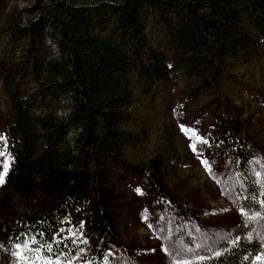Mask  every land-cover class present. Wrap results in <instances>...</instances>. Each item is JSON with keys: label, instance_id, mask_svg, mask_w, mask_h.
I'll use <instances>...</instances> for the list:
<instances>
[{"label": "trees", "instance_id": "trees-1", "mask_svg": "<svg viewBox=\"0 0 264 264\" xmlns=\"http://www.w3.org/2000/svg\"><path fill=\"white\" fill-rule=\"evenodd\" d=\"M23 12L5 29L17 54L0 65L8 101L0 171L8 155L12 193L0 199V264H20L17 252L25 264H75L81 249L89 264H104L120 245L131 185L169 201L165 177L177 149L167 141L166 158H138L152 131L138 111H150L157 84L173 77L193 102L215 101L241 206L262 202L264 214L247 167L255 145L221 94L232 71L264 54V0H34ZM259 255L264 243L238 236L189 264H264Z\"/></svg>", "mask_w": 264, "mask_h": 264}, {"label": "rangeland", "instance_id": "rangeland-1", "mask_svg": "<svg viewBox=\"0 0 264 264\" xmlns=\"http://www.w3.org/2000/svg\"><path fill=\"white\" fill-rule=\"evenodd\" d=\"M33 2L0 0V65L11 61L17 54L5 34L6 27L19 13L20 18L25 19L23 11ZM155 29L153 38L157 41L162 38L161 29L159 26ZM231 74L223 81L221 94L226 97L230 114L233 117L241 114L238 118L246 120L250 136L248 143L256 148L248 163V172L263 196L264 54L257 64L240 66ZM154 91L151 110L138 111L141 119L148 120L152 131L137 157L146 161L159 151L166 152V142L173 140L178 158L169 164L165 177L169 201L154 202L140 182L131 185L119 221L120 245L110 251L104 264H189L204 256L217 255L238 236L264 243L263 203L260 202L259 210L241 206V177L227 154L231 144H227L216 131L217 122L212 118L215 101L203 97L193 102L177 77L159 82ZM7 115L8 101L2 89L0 72V131ZM193 132L207 143L197 141L191 135ZM193 143H196V151L191 147ZM163 155L166 158L169 154ZM202 160L209 162L211 171L206 170ZM5 164L8 172V155L0 171L4 175L0 199L6 195L12 198ZM15 203L21 211L19 202ZM75 264H89L85 249L77 253Z\"/></svg>", "mask_w": 264, "mask_h": 264}, {"label": "snow or ice", "instance_id": "snow-or-ice-1", "mask_svg": "<svg viewBox=\"0 0 264 264\" xmlns=\"http://www.w3.org/2000/svg\"><path fill=\"white\" fill-rule=\"evenodd\" d=\"M182 130H183V131H186V132H190V131H191V130H185V129H183V128H182ZM191 135H192V136H195V138H196L197 141H201V138H200L199 136H196V134H195L194 132L191 133ZM201 142H203V143H207L206 140H203V141H201ZM191 147H192L193 151H196V150H197L196 143H193V144L191 145ZM0 155H2V153H0ZM201 163L205 165L206 170L211 171V165L209 164L208 161H206V160H202ZM7 168H8V165L5 164V165H4L5 173L7 172ZM3 182H4V175H3V174H0V184H3ZM137 191H138V193L140 192L139 189H137ZM141 194H142V193H141ZM257 215L259 216L260 214L258 213ZM32 242L35 243L34 240H33ZM24 247L27 248V244H25ZM49 251H51V245H49ZM17 256H18V258H19V262H20V264H25V258H24V256H23L20 252H17ZM255 261H256V262H262V261H264V255L256 256V257H255ZM46 264H51V262L48 261V262H46Z\"/></svg>", "mask_w": 264, "mask_h": 264}]
</instances>
